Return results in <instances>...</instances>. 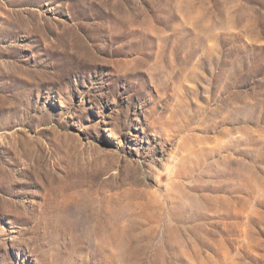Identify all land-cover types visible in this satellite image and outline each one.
Here are the masks:
<instances>
[{"label":"rangeland","instance_id":"rangeland-1","mask_svg":"<svg viewBox=\"0 0 264 264\" xmlns=\"http://www.w3.org/2000/svg\"><path fill=\"white\" fill-rule=\"evenodd\" d=\"M0 264H264V0H0Z\"/></svg>","mask_w":264,"mask_h":264}]
</instances>
